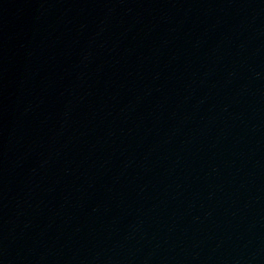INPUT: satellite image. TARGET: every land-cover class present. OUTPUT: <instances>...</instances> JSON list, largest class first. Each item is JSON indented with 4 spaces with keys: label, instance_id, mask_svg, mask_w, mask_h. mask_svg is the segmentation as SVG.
<instances>
[{
    "label": "water",
    "instance_id": "water-1",
    "mask_svg": "<svg viewBox=\"0 0 264 264\" xmlns=\"http://www.w3.org/2000/svg\"><path fill=\"white\" fill-rule=\"evenodd\" d=\"M29 264H264V0H121Z\"/></svg>",
    "mask_w": 264,
    "mask_h": 264
}]
</instances>
